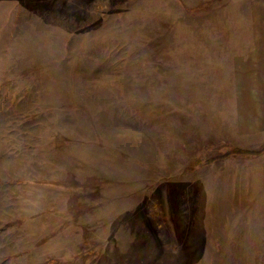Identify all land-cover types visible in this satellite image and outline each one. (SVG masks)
<instances>
[{"label":"rangeland","instance_id":"1","mask_svg":"<svg viewBox=\"0 0 264 264\" xmlns=\"http://www.w3.org/2000/svg\"><path fill=\"white\" fill-rule=\"evenodd\" d=\"M259 1L0 0V264H264Z\"/></svg>","mask_w":264,"mask_h":264},{"label":"crops","instance_id":"2","mask_svg":"<svg viewBox=\"0 0 264 264\" xmlns=\"http://www.w3.org/2000/svg\"><path fill=\"white\" fill-rule=\"evenodd\" d=\"M250 22L254 29L247 34L246 47L236 59L234 78L238 99L245 103L246 132L264 135V1L252 5ZM255 157L254 162H264V152Z\"/></svg>","mask_w":264,"mask_h":264},{"label":"trees","instance_id":"3","mask_svg":"<svg viewBox=\"0 0 264 264\" xmlns=\"http://www.w3.org/2000/svg\"><path fill=\"white\" fill-rule=\"evenodd\" d=\"M263 151H264V146L261 147V148H259V149H256V150H248V149H243V148H233V149L225 152L224 154H222L220 157H225V156L231 155L233 153H252V154H259V153H261ZM217 157H219V156H215V157L209 158L204 163H211V161L215 160ZM50 264H59V263L50 262Z\"/></svg>","mask_w":264,"mask_h":264}]
</instances>
